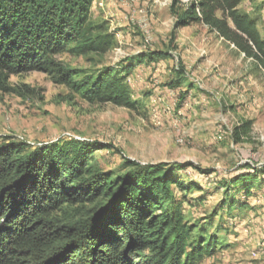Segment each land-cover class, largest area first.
I'll return each mask as SVG.
<instances>
[{"label":"trees","instance_id":"trees-1","mask_svg":"<svg viewBox=\"0 0 264 264\" xmlns=\"http://www.w3.org/2000/svg\"><path fill=\"white\" fill-rule=\"evenodd\" d=\"M241 1L194 0L176 23L207 25L264 70V38L257 19L240 10ZM93 2L0 0V87L11 74L36 70L88 102L135 109L129 72L170 53L154 49L92 66L62 58L101 55L114 46L113 33L92 19ZM252 123H236L231 141L249 139ZM98 149L119 152L109 141L70 136L0 141V264H197L223 245L217 232L227 233V224L187 219L178 197L198 186L176 174L192 163L141 164L123 156V169L103 170L92 162ZM220 187L227 208L238 195L243 204L264 195V161L247 163Z\"/></svg>","mask_w":264,"mask_h":264},{"label":"rangeland","instance_id":"rangeland-1","mask_svg":"<svg viewBox=\"0 0 264 264\" xmlns=\"http://www.w3.org/2000/svg\"><path fill=\"white\" fill-rule=\"evenodd\" d=\"M192 1L94 0L92 19L113 33L114 46L101 55L62 58L92 66L142 51L170 53L129 72L136 108L88 102L45 72L11 74L0 87V141L13 137L35 144L61 136L109 141L119 152L98 149L92 162L112 171L123 169V156L141 164L190 162L192 168L176 172L184 183L198 185L178 195L186 218L199 224L212 219L229 230L217 232L223 245L197 264H264V195L245 204L238 195L227 208L220 187L247 163L264 161V70L207 25H177ZM239 8L257 19L264 38V0H242ZM247 118L253 122L250 138L232 142V127Z\"/></svg>","mask_w":264,"mask_h":264}]
</instances>
